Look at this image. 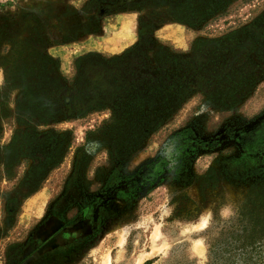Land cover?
I'll use <instances>...</instances> for the list:
<instances>
[{"label":"rangeland","instance_id":"374dc122","mask_svg":"<svg viewBox=\"0 0 264 264\" xmlns=\"http://www.w3.org/2000/svg\"><path fill=\"white\" fill-rule=\"evenodd\" d=\"M88 2L0 0V29L28 13L48 21L51 41L70 38L48 52L72 78L80 57L121 55L139 42V13L101 14L95 24L85 21ZM83 22L91 33L75 30ZM247 26L264 33V0H234L200 27L168 21L153 38L190 55L200 40ZM4 39L2 57L13 47ZM252 60L253 77L235 97L192 93L123 166L108 147L87 146L110 111L42 126L67 134L51 169L35 167L22 147L7 149L21 129L20 92L5 89L0 65V264H264V46Z\"/></svg>","mask_w":264,"mask_h":264},{"label":"trees","instance_id":"16d2710c","mask_svg":"<svg viewBox=\"0 0 264 264\" xmlns=\"http://www.w3.org/2000/svg\"><path fill=\"white\" fill-rule=\"evenodd\" d=\"M233 1L89 0L84 8L86 22L98 23L101 14L139 13V42L121 55L80 57L72 78L61 74L59 61L48 52L51 44L70 38L51 41L45 33L48 21H39L32 13L20 25L4 23L0 29L3 43L13 47L5 57L0 50V65L5 89L20 92L17 115L21 126L7 149L17 152L22 147L35 167L54 168L64 156L59 145L67 134L40 128L110 111L109 119L88 132L87 146L108 147L113 164L123 166L128 151L157 131L192 93L200 92L209 100L235 97L253 77L252 55L261 56L263 51L261 28L247 26L220 38L202 39L190 55L173 53L153 38L157 27L168 21L200 27L224 14ZM45 12L50 19L51 10ZM86 22L75 30L91 33ZM22 34L26 37L17 41ZM260 199L264 202V193ZM16 211L14 205L8 207L9 215Z\"/></svg>","mask_w":264,"mask_h":264},{"label":"crops","instance_id":"0c3cea01","mask_svg":"<svg viewBox=\"0 0 264 264\" xmlns=\"http://www.w3.org/2000/svg\"><path fill=\"white\" fill-rule=\"evenodd\" d=\"M86 46H87V45H86ZM90 46L93 47V48H91V49H95V48H96V46L93 45V44H91V43H90ZM65 59H66V58H65ZM62 65H63V69L66 70V68H67V64H65V62H64V58H63V64H62Z\"/></svg>","mask_w":264,"mask_h":264}]
</instances>
